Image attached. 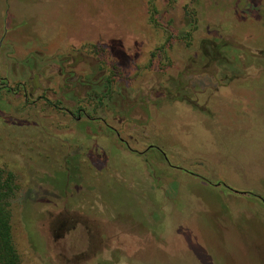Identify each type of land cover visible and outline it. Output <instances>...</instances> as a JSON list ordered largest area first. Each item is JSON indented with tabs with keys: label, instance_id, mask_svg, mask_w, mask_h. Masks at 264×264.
I'll use <instances>...</instances> for the list:
<instances>
[{
	"label": "rangeland",
	"instance_id": "1",
	"mask_svg": "<svg viewBox=\"0 0 264 264\" xmlns=\"http://www.w3.org/2000/svg\"><path fill=\"white\" fill-rule=\"evenodd\" d=\"M150 1L0 0V167L31 264H264V0H155L156 30Z\"/></svg>",
	"mask_w": 264,
	"mask_h": 264
},
{
	"label": "trees",
	"instance_id": "2",
	"mask_svg": "<svg viewBox=\"0 0 264 264\" xmlns=\"http://www.w3.org/2000/svg\"><path fill=\"white\" fill-rule=\"evenodd\" d=\"M149 6L148 23L152 29L156 30L160 27V24L156 19L155 0H151ZM170 46L171 41L167 38L165 44L159 48L157 57L166 55V50H169ZM81 49L86 50L88 56L90 55L97 62L103 72L107 70L106 83L112 88L118 78L122 76V71L110 60L106 48L93 44L84 45ZM154 57H156V54L152 55V58ZM86 101L88 100L86 99ZM18 192L19 187L14 174L0 167V264H31L26 260V255L20 253L13 237V212L15 211L14 203L18 197ZM20 217L22 219V215ZM34 245L38 247V242ZM96 261L97 259L93 258L90 264H97Z\"/></svg>",
	"mask_w": 264,
	"mask_h": 264
}]
</instances>
